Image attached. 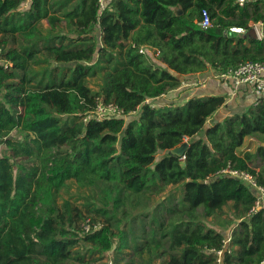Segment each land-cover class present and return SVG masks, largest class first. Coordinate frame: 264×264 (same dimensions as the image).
<instances>
[{
	"label": "trees",
	"instance_id": "16d2710c",
	"mask_svg": "<svg viewBox=\"0 0 264 264\" xmlns=\"http://www.w3.org/2000/svg\"><path fill=\"white\" fill-rule=\"evenodd\" d=\"M97 1L0 0V46L13 63L0 64V264H98L110 252L113 264H217L228 235L222 264H262L264 208L253 213L254 190L219 171L247 170L264 186V99L218 121L226 95L145 101L187 75L264 61L250 24L264 21V0H113L101 14ZM102 72L108 81L92 88ZM97 97L136 116L85 122ZM248 137L260 143L253 151L241 150ZM184 141L185 158L171 152ZM169 185L180 188L142 211ZM87 218L103 227L84 233Z\"/></svg>",
	"mask_w": 264,
	"mask_h": 264
},
{
	"label": "built area",
	"instance_id": "2783aa9c",
	"mask_svg": "<svg viewBox=\"0 0 264 264\" xmlns=\"http://www.w3.org/2000/svg\"><path fill=\"white\" fill-rule=\"evenodd\" d=\"M113 0H98L97 5L99 9V14L103 11L110 8L111 2ZM249 0H238L240 5H244ZM199 25L203 28H209L213 26V18L208 10V8H203L201 10V19L199 20ZM229 31L232 33L242 34L245 33L246 29L242 26H231ZM140 52L144 53V48L140 49ZM0 64L4 65L5 68L13 66V63L7 60L3 55V48L0 46ZM220 77L225 79H232L238 84L249 85L251 87L252 92L256 95L257 100L254 105H257L264 99V61H244L241 62L238 66L233 67L225 71L220 75ZM166 94H163L162 97H165ZM159 99V98H158ZM156 99H146V103L150 104L152 107H157L155 104ZM129 113H125L123 109H121L115 103L105 102L103 97H97L96 104L93 110H91L88 115L84 118V121L87 122L91 118L97 120H103L107 117H128ZM185 158V156H183ZM220 174L230 175L235 178H238L245 182L256 195L255 203L252 207V212L256 213L260 209L264 208V186L259 184L256 176L247 171L238 168H234L231 165L221 169L219 171ZM103 227L102 222H94L91 218H87L85 221L81 223V228L84 233L96 231ZM232 236L228 235L223 239L222 246L215 251L217 255V264H222L223 256L226 252H232ZM107 264H113L112 258L109 257L107 260ZM264 264V260L262 261Z\"/></svg>",
	"mask_w": 264,
	"mask_h": 264
},
{
	"label": "crops",
	"instance_id": "0c3cea01",
	"mask_svg": "<svg viewBox=\"0 0 264 264\" xmlns=\"http://www.w3.org/2000/svg\"><path fill=\"white\" fill-rule=\"evenodd\" d=\"M27 6L28 3H26ZM43 23L45 27L48 26L47 20H44ZM250 24L254 27L257 37L264 39V21L259 23L250 22ZM62 30L67 32L65 26H63ZM69 34L76 35L77 32L71 31ZM165 94L168 102L172 104H182L195 96L226 95L227 104L215 114L214 118L216 121L224 119L231 113L247 110L257 100L256 95L252 92L249 85L238 84L232 79L222 78L212 69L187 75L186 81L181 86ZM258 144L260 143L258 142L256 145ZM241 150L243 149L241 148Z\"/></svg>",
	"mask_w": 264,
	"mask_h": 264
},
{
	"label": "rangeland",
	"instance_id": "374dc122",
	"mask_svg": "<svg viewBox=\"0 0 264 264\" xmlns=\"http://www.w3.org/2000/svg\"><path fill=\"white\" fill-rule=\"evenodd\" d=\"M26 3H28L27 1H25V6L26 7ZM97 32V31H96ZM9 46H15V43H12L10 42L9 43ZM108 81V76L105 72H102V73H99L98 75L96 76H93V77H90L89 78V84L92 88L94 89H100L101 86L106 83ZM170 100V99H169ZM155 104L158 105V107H161V106H164L166 104H172L170 102H168V98L166 97H162V98H159V99H156L155 100ZM136 116V114H131V116H128L127 119L131 120L132 118L130 117H134ZM12 137H15V138H21L23 137V134L20 130L16 129L12 132ZM259 141H257L255 138H251V137H248L246 138L245 140V143L242 147L243 150H247V149H250V150H254L255 147H256V144L258 143ZM9 153L7 147L5 145H0V155H5ZM164 155L163 152L159 153L156 158H155V161L154 163L152 164V167H154V165L156 164V162ZM180 187L179 186H174V185H169L167 187V189L161 193L160 195H155L154 197H152L151 199V205L146 207L145 210H142V211H149V210H152L153 208V205L152 204H156L159 200H161L163 197H165V195H167L168 192L170 191H173V190H178ZM77 192V185L76 184H72L71 187H70V191L68 193L65 194V196H68V195H72V193H75ZM177 194H180L179 191H177ZM130 211H132L131 207H130ZM138 212H141L139 210H135L134 212H132V216L133 215H136ZM230 211H226L224 214H223V218H226V217H230ZM131 218V217H129ZM214 220H217V219H214ZM214 220H209L208 223L213 224V221ZM220 220H222L220 218ZM80 228H81V224H80ZM111 252L110 253H107L105 258L103 259V261L99 262L98 264H107V260L109 259V257H111Z\"/></svg>",
	"mask_w": 264,
	"mask_h": 264
},
{
	"label": "water",
	"instance_id": "95a60500",
	"mask_svg": "<svg viewBox=\"0 0 264 264\" xmlns=\"http://www.w3.org/2000/svg\"><path fill=\"white\" fill-rule=\"evenodd\" d=\"M176 12H177L178 14H181V13H182V8H181V6H178V7L176 8ZM188 145H189V143H188L187 141H184V142H183L182 144H180L179 146L173 148V149L171 150V152L174 153V154H177V155H179V156H183V155L185 154V152H186V149L188 148ZM202 182H205V181H202Z\"/></svg>",
	"mask_w": 264,
	"mask_h": 264
}]
</instances>
